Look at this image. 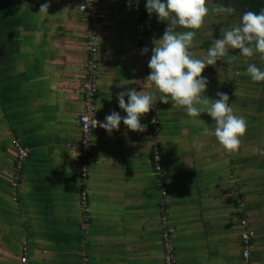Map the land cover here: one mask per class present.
I'll list each match as a JSON object with an SVG mask.
<instances>
[{"label": "crops", "instance_id": "obj_1", "mask_svg": "<svg viewBox=\"0 0 264 264\" xmlns=\"http://www.w3.org/2000/svg\"><path fill=\"white\" fill-rule=\"evenodd\" d=\"M82 2L0 0V264H21L25 255L29 264H81L83 252L89 264H164L163 196L152 159L151 112L141 119L144 132L123 123L111 134L96 131L87 171L79 150L68 146L82 138L91 33L99 49L102 122L114 110L126 115L118 93L155 91L146 80L150 73L129 0H97V12L106 17L95 24L80 13ZM43 4L48 11L40 13ZM145 5L140 0L153 44L169 25L150 16ZM211 5L218 4L211 0ZM236 13L206 17L190 49L194 58L207 55L222 29L239 25ZM238 54L231 50L230 59L202 73L209 81L206 95L218 99V92L227 93L234 114L246 120V133L232 154L214 135H202L204 127L214 130L207 113L195 118L202 120L197 126L183 109L159 102L157 93L175 264H245V218L253 234L249 263L264 264V82H253L246 72L250 63L264 69V59ZM15 140L31 153L13 189ZM194 142L202 147L197 150ZM85 192L90 213L83 204ZM85 224L90 227L86 235Z\"/></svg>", "mask_w": 264, "mask_h": 264}, {"label": "clouds", "instance_id": "obj_2", "mask_svg": "<svg viewBox=\"0 0 264 264\" xmlns=\"http://www.w3.org/2000/svg\"><path fill=\"white\" fill-rule=\"evenodd\" d=\"M48 7L43 4L40 13L48 11ZM145 7L150 16L155 15L159 22L169 25L159 40H153L148 61L151 71L146 80L154 85L155 91L148 94L133 88L118 93V106L126 115L121 116L114 110L99 126L109 134L119 131L121 123L131 131L144 132L146 125L141 119L155 108L159 93V102L183 109L186 116L194 118L192 122L197 126L202 120L195 118L207 113L215 121L214 130L204 127L202 135H214L226 152L234 153L246 133V120L234 114L227 93L218 92V99L206 95L209 81L202 73L207 66L216 65L226 57L230 59L231 50H239L238 55L245 58L259 54L264 59V9L244 12L238 26L221 30L220 38L215 39L206 56L194 58L190 49L206 17L212 12L232 15L235 9L223 4L213 7L211 0H146ZM147 52V48L142 50V54ZM246 72L253 82H264V69L256 64H248ZM193 146L197 150L202 147L196 142Z\"/></svg>", "mask_w": 264, "mask_h": 264}, {"label": "built area", "instance_id": "obj_3", "mask_svg": "<svg viewBox=\"0 0 264 264\" xmlns=\"http://www.w3.org/2000/svg\"><path fill=\"white\" fill-rule=\"evenodd\" d=\"M131 6V12L133 19L136 23V33L137 41L139 42L142 50L147 48L148 52L143 54V64L146 70L150 73L148 67V61L152 55L153 44L150 38L148 27L145 23L143 12L141 11L140 0H129ZM80 13H82L88 22L95 24V22L105 19V15L97 12V0H83L79 7ZM87 50L93 59L88 64L87 68V78L83 83V94H84V108L83 113L80 117V129H81V142L78 145H71L69 147H75L79 150L81 155V161L83 164V170L88 169L91 153L93 150L92 139L96 131L101 130L99 126L101 119L97 113V102H98V74H99V64L96 61V55L99 52L97 45V36L96 33H91L87 42ZM150 115V124L153 127L152 134L155 139V143L152 146V159L155 170L158 174L157 185L162 193V202H161V214H162V243L164 250V264H175L176 257V245L174 241L175 229L171 226L168 216L167 206L170 203V198L167 189L163 185V180L165 178L163 170V154L160 144V121L158 118L156 108H153ZM13 146L17 153V165H16V176L12 184L13 189L19 187V181L21 179V172L30 157L31 151L22 145L19 140L13 142ZM87 192L83 195V204L87 213H90V207L87 202ZM242 227L245 231L241 234L242 242L244 243L243 249V259L245 264L249 263L250 257V243L253 237V234L247 230L248 218H245L241 221ZM90 227L85 224L83 226L84 234H88ZM25 245V244H24ZM27 246V244L25 245ZM28 250L27 247L23 248V252L26 253ZM90 259L86 252L81 254V264H89ZM21 264H29L27 256L21 258Z\"/></svg>", "mask_w": 264, "mask_h": 264}, {"label": "trees", "instance_id": "obj_4", "mask_svg": "<svg viewBox=\"0 0 264 264\" xmlns=\"http://www.w3.org/2000/svg\"><path fill=\"white\" fill-rule=\"evenodd\" d=\"M215 3L234 7L243 14L246 11L259 12L264 9V0H214Z\"/></svg>", "mask_w": 264, "mask_h": 264}, {"label": "rangeland", "instance_id": "obj_5", "mask_svg": "<svg viewBox=\"0 0 264 264\" xmlns=\"http://www.w3.org/2000/svg\"><path fill=\"white\" fill-rule=\"evenodd\" d=\"M238 12V11H237ZM238 16H240L241 17V13L240 12H238V13H236ZM240 17H239V19H238V24L240 23Z\"/></svg>", "mask_w": 264, "mask_h": 264}]
</instances>
